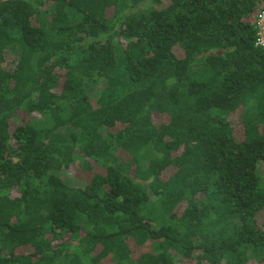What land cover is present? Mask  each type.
<instances>
[{"label": "trees", "instance_id": "obj_1", "mask_svg": "<svg viewBox=\"0 0 264 264\" xmlns=\"http://www.w3.org/2000/svg\"><path fill=\"white\" fill-rule=\"evenodd\" d=\"M166 1L0 0V264H264V0Z\"/></svg>", "mask_w": 264, "mask_h": 264}, {"label": "rangeland", "instance_id": "obj_2", "mask_svg": "<svg viewBox=\"0 0 264 264\" xmlns=\"http://www.w3.org/2000/svg\"><path fill=\"white\" fill-rule=\"evenodd\" d=\"M153 1V0H152ZM160 7L167 5L166 0H158ZM152 5V4H151ZM97 89L101 90V87H98ZM24 120H28L29 118L22 116ZM125 156L124 154H122ZM259 174L264 175V165L260 167ZM60 178L65 183L69 184L72 187H83L87 183V181L90 179V174L86 172H82L78 167H72L68 171H62L59 173Z\"/></svg>", "mask_w": 264, "mask_h": 264}, {"label": "built area", "instance_id": "obj_3", "mask_svg": "<svg viewBox=\"0 0 264 264\" xmlns=\"http://www.w3.org/2000/svg\"><path fill=\"white\" fill-rule=\"evenodd\" d=\"M255 46L264 51V10L256 14L254 22Z\"/></svg>", "mask_w": 264, "mask_h": 264}]
</instances>
